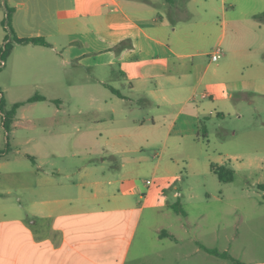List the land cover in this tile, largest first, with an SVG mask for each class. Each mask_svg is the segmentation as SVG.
<instances>
[{
    "label": "crops",
    "instance_id": "1",
    "mask_svg": "<svg viewBox=\"0 0 264 264\" xmlns=\"http://www.w3.org/2000/svg\"><path fill=\"white\" fill-rule=\"evenodd\" d=\"M194 1L0 0V45L12 38H5L6 26L18 38L42 37L49 43H13L0 67L4 106L5 98L11 105L39 94L45 99L25 104L30 110L53 106L49 111L55 117L67 111L61 96L87 97L91 104L97 98L93 85L102 84L116 103L132 97L162 112L151 118L147 136L172 146L167 148L174 154V144L179 148L199 138L201 116L211 119L237 108L242 102L234 101V94L264 96V18L256 17L264 12V0H200L204 15L186 17ZM216 48H221L222 60L214 62L210 54ZM104 79L114 80L113 86ZM46 101L49 105L40 104ZM25 104L16 110L13 123ZM78 110L97 115L89 117L90 122L101 120L93 106L87 112ZM115 114L111 108L112 126L106 133L112 139L139 137L135 128L146 125L143 116L126 113L125 122L119 123ZM96 132L102 135V130ZM202 135L207 137V131ZM112 144L110 155L128 150ZM135 192L133 188L126 195H113L106 205L93 207L90 200L98 197L84 194L77 184L30 187L29 215H21L11 197L0 200V264H160L168 259L175 264L228 263L201 246L227 252L241 264H264V258L249 255L250 244L239 243L243 218L232 222L231 233L212 230L211 243H206L188 235L199 224L181 216L179 226L190 247L182 248L185 239L161 224L155 227L153 245L143 240L135 248L144 215V208L127 197ZM220 237L228 243L234 238L237 245H220Z\"/></svg>",
    "mask_w": 264,
    "mask_h": 264
},
{
    "label": "rangeland",
    "instance_id": "2",
    "mask_svg": "<svg viewBox=\"0 0 264 264\" xmlns=\"http://www.w3.org/2000/svg\"><path fill=\"white\" fill-rule=\"evenodd\" d=\"M196 5L199 8H195ZM201 5L202 1H194L193 12L185 16L204 15ZM5 32L10 35L8 26ZM205 47L203 49H207ZM4 78L0 74V80ZM104 81L113 86L114 80ZM93 91L97 98L91 104L87 97L61 96L67 111L59 116L54 117L49 111L53 106L30 110L25 104L9 130L0 125V200L11 197L19 206L20 214L29 215L32 200L27 192L30 187L77 184L84 194L98 197L90 200L93 207L96 203L106 205L113 195H126L135 188L136 192L127 197L144 208L135 248L143 240L153 245L155 227L161 224L185 239L182 248L190 247L187 233L179 226L183 219L168 209L170 204L179 202L186 217L193 224H199L189 230V236L194 234L199 242L211 243L212 230L219 229V234L231 233L232 222L243 218L246 220L239 243L250 244L249 255L264 258V188L260 187L264 186V96L253 92L241 94L237 101L242 103L232 112L211 119L201 116L199 138L180 149L174 144V154H171L167 148L170 145L147 136L152 129L151 118L162 112H157L145 100L139 104L132 97L124 103H116V97L102 84L93 85ZM25 93H20V97ZM110 98H114L113 101ZM4 100V109L10 108L6 98ZM40 104L49 105L47 101ZM124 104L130 110H126ZM90 106L99 110L102 120L99 123L90 122L89 117L96 119L95 114L78 113L79 108L87 112ZM111 108L116 109L115 120L119 123L124 121L126 113L146 119V125L135 128L139 137L126 134L114 140L106 133L112 126L108 120ZM23 115L28 117L23 118ZM1 117L0 114V120ZM28 118L34 121L29 122ZM99 129L101 136L96 132ZM203 129L207 131L205 138ZM81 131H87L86 135H80ZM114 141L128 150L110 155ZM211 164L230 168L232 180L222 182ZM158 207L161 209H156ZM225 228L226 231H221ZM218 243L233 248L237 245L234 238L228 243L220 237ZM160 264L175 262L168 259Z\"/></svg>",
    "mask_w": 264,
    "mask_h": 264
},
{
    "label": "trees",
    "instance_id": "3",
    "mask_svg": "<svg viewBox=\"0 0 264 264\" xmlns=\"http://www.w3.org/2000/svg\"><path fill=\"white\" fill-rule=\"evenodd\" d=\"M168 2L172 0H166ZM259 19L264 18V12L261 14L256 15ZM10 18V10H8L7 15H6V21L8 22ZM176 20L172 19V23H175ZM10 35H7L5 38L8 39L9 36H12V38L3 44V46L0 47V60L5 59L8 54L10 53V50L12 49L13 43H25V44H34V45H41V46H48L49 43L42 37H26V38H18L15 35H13V32L11 29H9ZM110 90L116 94H119V92L114 89L113 87H109ZM234 101H237L238 99L241 98V94L236 93L233 96ZM45 98L39 94H34L33 96L27 98L26 100L23 101H17L11 104L10 108L4 109L3 103L0 97V114L2 120V125L5 130H9L11 127L14 116L16 113V110L23 104L37 101V100H44ZM203 132L205 133V130L203 129ZM211 168L214 171V173L217 175V177L222 181V182H230L232 180V171L230 168L227 166L221 165L217 166L215 164H211ZM262 187V186H260ZM169 207L178 215L180 216H185L186 213L180 206L179 202H175L169 205ZM165 233L161 232L160 234ZM203 250L207 251L208 253H211L213 255H216L218 257H221L222 259L228 260L227 264H241L238 260L234 259L232 256H230L227 252H220L217 249H212V248H207L205 246H201Z\"/></svg>",
    "mask_w": 264,
    "mask_h": 264
},
{
    "label": "built area",
    "instance_id": "4",
    "mask_svg": "<svg viewBox=\"0 0 264 264\" xmlns=\"http://www.w3.org/2000/svg\"><path fill=\"white\" fill-rule=\"evenodd\" d=\"M221 54H222V50H221V48H216V49L210 54V59H211V61H214V62H215V61L219 60ZM3 65H4V59H1V60H0V67H2ZM0 96H1V95H0ZM2 117H3V115H2ZM146 183H147V184H150V181L147 180Z\"/></svg>",
    "mask_w": 264,
    "mask_h": 264
}]
</instances>
